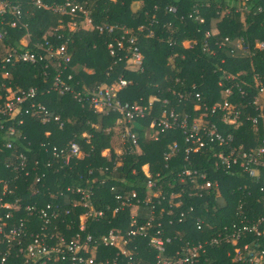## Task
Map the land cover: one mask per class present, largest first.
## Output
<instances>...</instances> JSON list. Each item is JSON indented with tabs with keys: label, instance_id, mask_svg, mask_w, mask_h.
<instances>
[{
	"label": "trees",
	"instance_id": "trees-1",
	"mask_svg": "<svg viewBox=\"0 0 264 264\" xmlns=\"http://www.w3.org/2000/svg\"><path fill=\"white\" fill-rule=\"evenodd\" d=\"M21 1L24 6L22 18L15 26L11 25L14 18L11 13L0 17V29L6 30L4 39L0 40V65L10 48H22V38L28 40L23 50L38 52L44 58L36 63L17 61L10 65L8 78L0 73V87L4 81L15 88L36 87L37 96L32 100L44 104L51 116L59 115L60 120L43 122L41 117L32 116L30 112L24 114L25 121L18 125L20 136L15 140L13 150L23 151L29 162L28 168L14 172L18 178L14 197H22L25 203L36 202L38 208L49 202L60 207L62 214L56 220L58 233L66 237L78 232L91 234L96 250L89 254L97 260L117 257L119 264H126L131 255L138 264H155L157 261V251L149 245L147 238L141 236H135L127 245L128 254L119 247L97 242L111 228L126 231L130 227L131 207L122 208L118 194L126 196L135 190L141 199L139 207L147 208L143 203L148 190V175L144 170L147 166L153 176L166 182L175 181L177 173L187 166L206 169L210 178L220 182L219 190H214L211 195L190 196L188 191L193 190L192 187L183 194L184 208L194 205L198 216L208 209L209 221L214 226L207 224L199 230L192 216L182 222H178L174 214L157 219L173 237L165 253L168 257L181 250L185 242L209 238L225 224L237 221L235 207L241 195L252 204L250 214H264V206L258 201L261 194L256 188L250 187L253 190L251 196L241 189L249 182L246 176L217 170L215 158L208 153H195L190 161L185 159L181 130H168L158 140L149 138L153 119L171 105L179 112L187 113L191 119L207 113L208 119L216 122L222 131L235 134V145L243 144L248 149L256 144L264 133V123H261L258 135L250 122L226 125L220 115H209L206 108L227 99L225 91L230 88L232 94L228 99L232 103L255 112L249 103L264 85V49L258 47V42L264 40V0H74L90 8L94 25L114 24L113 33L108 29L101 32L97 27L91 30L82 28L84 14L81 11L60 13L38 8L35 0ZM44 1L62 3L64 0ZM137 1H141V5L136 8ZM170 6L176 7V12L170 11ZM195 12L203 21L194 17ZM74 21L76 25H72ZM124 29L129 31L127 36L136 37L133 45L144 56L140 67L126 64V59L115 62L119 56L113 57L109 53L108 43L120 36ZM47 40L54 47L66 45L72 58L65 67L58 66L60 58L49 56L48 45H45ZM238 40H242V47L236 46ZM183 41L191 44L185 46ZM129 45L131 43L125 41V47ZM123 51L128 52L126 48ZM124 52L120 51V55ZM60 70L71 91L60 93L53 87L54 77ZM120 78L129 81L118 91L122 101L148 104L154 100L147 117L136 120L140 125L138 128L134 126L139 134V152L131 151L128 143L122 147L124 152L118 154L112 137L119 114L95 111L87 100L80 101L73 93H88ZM196 93H200V100ZM165 100H170L171 104L166 105ZM30 103L25 102L23 106L30 107ZM196 103L201 104L200 109L195 108ZM5 139V133L0 130V147L3 148L0 155L3 154L4 159L11 154L5 147ZM71 140L79 143L82 153L54 171L59 163L51 153L53 146ZM174 140L179 141L181 151L165 160L164 154ZM107 148L110 149L109 155L103 154ZM14 175L0 162V177ZM39 176L41 178L37 180ZM78 186L90 188V205L104 212L100 218L89 216L84 230L80 225L87 208L80 201L74 205L81 199V193L76 191ZM172 189L179 190V184L165 186L166 191ZM164 205L168 207L167 201L158 205V214ZM116 207H119L117 211ZM170 218L174 219L173 224L169 223ZM137 219L143 222L144 218L139 216ZM256 237L248 233L238 245L248 242L250 249L254 250ZM261 242L264 247V237ZM236 256L231 244L208 245L206 250L200 251L199 264H246L236 260Z\"/></svg>",
	"mask_w": 264,
	"mask_h": 264
},
{
	"label": "built area",
	"instance_id": "built-area-1",
	"mask_svg": "<svg viewBox=\"0 0 264 264\" xmlns=\"http://www.w3.org/2000/svg\"><path fill=\"white\" fill-rule=\"evenodd\" d=\"M35 3L38 8L60 13L74 14L81 11L84 14V19L81 21L82 28L91 25L88 29L97 27L101 32H104L105 29H108L110 33L115 31L114 24H107L106 27L94 25L90 8L80 2L64 0L62 3L57 1L46 3L44 0H35ZM23 8L21 0H0V17L6 13H11L14 17L11 25L15 26L22 18ZM169 10L176 12V7L170 6ZM190 16L193 15L190 14ZM194 17L203 21V18L197 13L194 14ZM76 24V21L72 23V25ZM139 29H142V26ZM128 33V29H124L120 36H115L108 43L109 53L113 57L119 56V59H116L115 62L126 59V62L132 61L134 65L140 67L143 64L144 56L133 45L136 42V37H129L127 36ZM5 34L6 30L0 29V40L4 39ZM209 34L210 32H207V35ZM225 39L228 40L229 37ZM125 41H129L131 45L125 47ZM241 43L242 40H238L236 46L242 47ZM21 44L22 48L20 50L19 47L10 48L8 56L0 65V73L5 78L10 76V65H14L17 61L36 63L44 58V55L38 52L23 50V46L28 44L25 45L23 42ZM45 45H48L50 57L60 58L58 66L64 65L65 67V64L71 61L72 56L67 51L65 44L54 47L47 40ZM258 47L264 49V40L258 42ZM125 48L128 52L123 51ZM120 51L124 53L120 55ZM62 72V70L57 72L53 87L58 89L60 93H65V91H71L72 88L62 78ZM128 82L127 79L120 78L117 82L113 81L111 84L100 85L97 89L90 90L88 93L81 91L73 93L80 101L87 100L95 111L119 114L116 122L119 125V132H121L122 144L129 143L131 151L139 152L141 150L139 134L135 130L133 122L147 117L151 107L154 106V100H151L148 104L122 101L118 96V91L126 86ZM0 89H3V92L0 93V130H3L7 137L5 147L11 153L5 156L6 159H4L3 154L0 155V162L10 169L14 175L15 170L28 168L29 162L23 151L15 152L13 150L14 142L20 136L18 125L25 121L24 114L30 112L32 116L41 117L43 122H49L52 119L60 120V116H51V112L44 104L32 100L37 96L36 87L28 89L15 88L9 82L4 81ZM225 92L227 99L223 102L214 103L210 108L207 106L206 110L209 115H220L219 118L226 125H240L250 122L255 134L259 135L261 123H264V85H261L258 94L249 103L255 112L246 111L241 105L232 103L228 99V96L232 94L230 88L226 89ZM195 95L200 100V93ZM242 95H244L243 91ZM25 102H31L30 107L23 106ZM165 104H171L170 100H165ZM195 108L200 109L201 104L196 103ZM171 129L182 131L186 160L190 161L191 155L195 153L210 154L215 158L214 166L217 170L228 174L239 173L241 176H246L249 182L241 186L242 191L247 196H251L253 190L250 187L256 188L257 192L261 194L258 201L262 202L264 206V133L258 137L255 145L247 149L243 144L235 145V134L231 131H222L216 122L208 119L207 113L199 114L191 119L187 113H181L170 105V107L162 110L160 116L153 119L149 127V138L158 140L162 133ZM2 149L0 147V153ZM180 151L179 141L174 140L165 152L164 159L168 160ZM122 152H124L123 149L118 154ZM51 153L59 163L54 169V171H58L64 165L69 164L73 156L80 155L82 149L77 141L71 140L63 145H54ZM49 164L52 165V163ZM144 170L148 175L146 183L148 190L143 203L149 208L148 217L143 222H139L136 215L133 214L130 227L126 231L120 228H111L97 241L98 244L116 246L124 254H128L127 245L135 236L147 238L149 245L157 251L155 264H199L200 251L206 250L208 245L231 244L237 255L236 260L245 261L246 264H264V247L261 242V237H264V214H250L252 204L246 197H242L243 195L239 197L238 204L235 207L237 221L225 224L209 238L194 243L191 241L185 242L186 245L170 257L165 255L168 244L172 243L173 237L167 234L164 223L157 221V219L165 214H174L178 222H182L185 218L192 216L196 219L199 230H203L207 224L214 226L209 221L208 209H206V213L198 216L194 205H190L188 209L184 208L183 194L188 190V187H192L193 190L188 191L190 196L211 195L214 190H219L220 182L217 179L210 178L206 169L193 166L185 167L177 173L175 181L169 180L168 182L153 176L148 166ZM26 174H28V171ZM40 178V176L37 177V180H40ZM104 181L102 180V182ZM172 183L179 184L180 189L166 191L165 186L172 185ZM17 188L18 178L15 175L8 178L0 177V264H119L117 257L113 260L109 258L97 260L94 255L89 254L96 250V242L91 234L84 235L78 232L66 237L58 233L56 220L62 214L60 207L53 206L51 202L41 208L37 207L36 202L25 203L22 197H14ZM111 189H114V186ZM72 191H74V188ZM76 191L81 193V199L74 205L81 202L87 208L80 225V229L84 230L89 216L100 218L104 215V212L90 205L89 200L92 195L90 188L78 186ZM117 198L120 200L122 208L125 206L139 207V203H141L138 192L135 190L127 193L126 196L118 194ZM164 201H167L168 207L164 205L158 214L157 207ZM118 209L119 207H116L115 211ZM169 223L173 224L174 219L170 218ZM248 233L257 236L255 239L257 245L254 250L250 249L248 242L243 243V246L238 245ZM131 258L132 255L126 264H138Z\"/></svg>",
	"mask_w": 264,
	"mask_h": 264
},
{
	"label": "rangeland",
	"instance_id": "rangeland-1",
	"mask_svg": "<svg viewBox=\"0 0 264 264\" xmlns=\"http://www.w3.org/2000/svg\"><path fill=\"white\" fill-rule=\"evenodd\" d=\"M140 5H141V1H137L135 7L137 8V7H139ZM89 26H91V25H89ZM89 26H87V27H83V28H86L87 30H91V29H88ZM214 31H215V30H214ZM24 39H25V38H22L21 42H23ZM183 43H184L185 46H188V45L191 44L189 41H183ZM24 44L27 45V44H28V40H27V42L24 40ZM126 64L132 65V64H134V62H132V61H127ZM137 122H138V121H136V120L133 122V125H134L136 128H138V127L140 126ZM116 123H117V122H116ZM116 123H115V125H114V127H113V137H112V142H113V144H114V146H115V149H118V152H121L122 147H123V144H122V142H121V132H119V129L117 128V124H116ZM256 134H257V133H256ZM140 148H141V147H140ZM103 153H104L105 155H109V154H110V150H109V148L103 150ZM51 196L54 198L56 195H55V193H53V194H51ZM82 221H83V219H82Z\"/></svg>",
	"mask_w": 264,
	"mask_h": 264
},
{
	"label": "crops",
	"instance_id": "crops-1",
	"mask_svg": "<svg viewBox=\"0 0 264 264\" xmlns=\"http://www.w3.org/2000/svg\"><path fill=\"white\" fill-rule=\"evenodd\" d=\"M24 40L27 42L26 38ZM24 40H23V43H24ZM117 128L119 129V125L118 124H117ZM116 152L118 153V149H116ZM148 169H149V167H148ZM131 214L132 215L135 214L137 217L143 216V218H144L143 220H145L148 217V215H149V208L148 207L147 208H144V207L143 208L142 207H132L131 208Z\"/></svg>",
	"mask_w": 264,
	"mask_h": 264
}]
</instances>
